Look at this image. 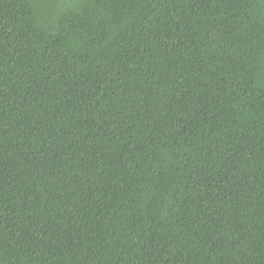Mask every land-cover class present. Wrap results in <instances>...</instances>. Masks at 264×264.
Returning <instances> with one entry per match:
<instances>
[{"label":"trees","instance_id":"16d2710c","mask_svg":"<svg viewBox=\"0 0 264 264\" xmlns=\"http://www.w3.org/2000/svg\"><path fill=\"white\" fill-rule=\"evenodd\" d=\"M0 264H264V0H0Z\"/></svg>","mask_w":264,"mask_h":264}]
</instances>
